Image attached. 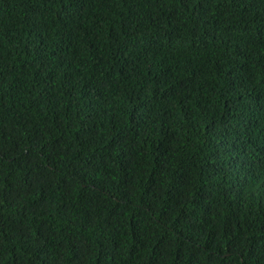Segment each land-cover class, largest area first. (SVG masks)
<instances>
[{
  "label": "trees",
  "instance_id": "trees-1",
  "mask_svg": "<svg viewBox=\"0 0 264 264\" xmlns=\"http://www.w3.org/2000/svg\"><path fill=\"white\" fill-rule=\"evenodd\" d=\"M0 264H264V0H0Z\"/></svg>",
  "mask_w": 264,
  "mask_h": 264
}]
</instances>
